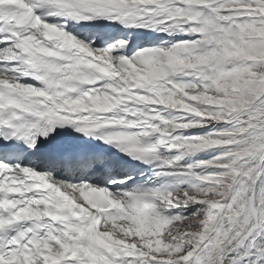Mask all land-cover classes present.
I'll list each match as a JSON object with an SVG mask.
<instances>
[{
	"label": "snow or ice",
	"instance_id": "snow-or-ice-1",
	"mask_svg": "<svg viewBox=\"0 0 264 264\" xmlns=\"http://www.w3.org/2000/svg\"><path fill=\"white\" fill-rule=\"evenodd\" d=\"M0 264H264V0H0Z\"/></svg>",
	"mask_w": 264,
	"mask_h": 264
}]
</instances>
